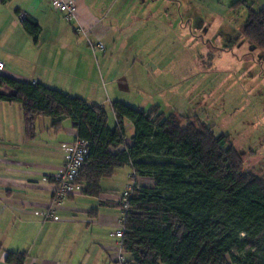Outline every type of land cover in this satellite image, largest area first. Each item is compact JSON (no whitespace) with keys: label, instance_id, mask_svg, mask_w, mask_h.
I'll use <instances>...</instances> for the list:
<instances>
[{"label":"crops","instance_id":"1","mask_svg":"<svg viewBox=\"0 0 264 264\" xmlns=\"http://www.w3.org/2000/svg\"><path fill=\"white\" fill-rule=\"evenodd\" d=\"M65 1L76 5L75 19L71 21L53 9L50 0H0L1 74L56 88L98 106H104L102 83L114 94L132 93L129 99L132 97L140 109L157 106L175 111L174 105L160 98L164 96L160 90L165 62L169 61L168 37L172 35L180 41L189 36L191 44L198 48L196 57L201 61L203 56L209 59L205 71L217 66L229 49L227 45L215 46L216 37L234 27L224 14L203 17L199 0ZM22 15L35 18L41 27L36 41L24 30ZM216 20L224 22L225 30H215L217 34L205 40ZM98 43L104 48L93 49ZM119 55H125L126 63H121ZM1 91L12 92L7 87ZM210 94L204 92L194 107L189 106L188 113H178L196 115L198 109L211 107ZM109 103L112 117L107 112V122L114 128L113 102ZM125 126V141L130 144L134 128L128 121ZM34 129L35 134L28 138L21 106L0 101V264H10L5 258L8 251L24 252L23 264H120L119 240L114 232L119 227L122 212L118 209L121 211L125 188L118 194L117 190L104 188L102 179L103 193L98 197L79 192L54 206L57 220L34 214L52 205L54 184L44 178L61 170V145L77 137L75 124L69 118L53 127L51 118L39 115ZM123 168L131 170L127 174L130 180L131 167ZM135 180L140 185L151 183L148 178ZM121 254L125 259L129 257L124 249Z\"/></svg>","mask_w":264,"mask_h":264},{"label":"trees","instance_id":"2","mask_svg":"<svg viewBox=\"0 0 264 264\" xmlns=\"http://www.w3.org/2000/svg\"><path fill=\"white\" fill-rule=\"evenodd\" d=\"M6 2L7 0H2ZM245 4V1H242ZM18 12V11H17ZM19 13V12H18ZM36 41L41 27L20 17ZM244 37L264 51V6H248ZM7 87L11 93L1 91ZM0 101L21 106L28 138L36 116L73 120L88 155L75 180L85 195L103 193L101 180L129 165L138 184L125 214L120 264H264V178L244 167L229 135H215L196 115L149 112L113 102L110 128L103 106L62 90L0 73ZM126 121L134 134L126 143ZM10 264H23L24 252H6Z\"/></svg>","mask_w":264,"mask_h":264},{"label":"rangeland","instance_id":"3","mask_svg":"<svg viewBox=\"0 0 264 264\" xmlns=\"http://www.w3.org/2000/svg\"><path fill=\"white\" fill-rule=\"evenodd\" d=\"M199 1L203 17L218 13L224 14L225 19L234 22L231 32L219 34V37H216L217 41H214L215 46L218 44L219 47L224 48L227 45L229 48L227 54L220 57L217 66L204 71L209 59L203 56L201 61L196 57L198 48L191 44L189 36L176 41L170 35L167 39L169 61L165 62L166 73L160 90L164 96L160 95V98L174 105L176 112L188 113L189 106L194 107L197 99L201 95L204 96V92L206 94L211 92L209 100L212 102L205 101V104L211 102V107L206 105L195 111L197 117L207 122L215 135H229L233 146L242 156L244 167L254 170L264 178V51L248 41L242 33L248 6L258 9L264 6V0H245V4L242 3L243 0L239 3L237 0ZM223 23L216 20L204 39L213 38L217 34L215 30H220L222 27L224 31ZM200 34L204 35L203 32ZM119 57L122 58L121 63H126L125 55ZM101 86H103V91L100 90L104 100L103 108L110 116L109 102H121L138 108V105L131 101L133 98L129 99L132 93L114 94L109 86L104 88L102 83ZM117 98L122 100L119 101ZM190 99L194 102L190 103ZM89 102V104L93 103V101ZM160 112L165 115L169 113L168 109H162ZM130 134L131 132L127 131V135ZM52 136L55 134L53 133ZM123 169L114 177L103 179L102 186L117 190V193L121 194L124 188L131 184L127 175L131 170ZM118 210L120 213V208Z\"/></svg>","mask_w":264,"mask_h":264},{"label":"built area","instance_id":"4","mask_svg":"<svg viewBox=\"0 0 264 264\" xmlns=\"http://www.w3.org/2000/svg\"><path fill=\"white\" fill-rule=\"evenodd\" d=\"M50 4L53 9L63 13L64 18L67 21L75 19L76 5L74 3L66 2L65 0H50ZM103 48L104 46L101 43L93 46V49ZM3 69L4 63L0 61V73L3 71ZM61 148L64 152V161L61 170L48 179L44 178L45 181L49 180L54 184L53 203L46 209L34 212L35 215L43 219L57 220L58 218L54 213V206L61 204L68 196L79 194V192H81V188L75 183V180L77 179L80 169L88 155V143L87 141L76 137L71 143H63ZM134 181V179L131 180V184L126 187L125 192L120 199L122 214L119 221V227L114 232V235L119 240V251L117 257L119 263L124 261V257L121 254L123 249L121 239L125 231V214L128 211L129 199L134 191V188L135 186L138 187V184H135Z\"/></svg>","mask_w":264,"mask_h":264}]
</instances>
